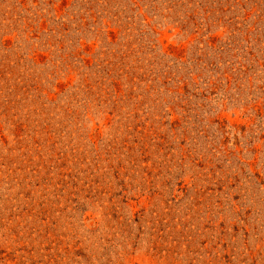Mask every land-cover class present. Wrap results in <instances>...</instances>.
Returning a JSON list of instances; mask_svg holds the SVG:
<instances>
[{
  "label": "rangeland",
  "instance_id": "1",
  "mask_svg": "<svg viewBox=\"0 0 264 264\" xmlns=\"http://www.w3.org/2000/svg\"><path fill=\"white\" fill-rule=\"evenodd\" d=\"M0 264H264V0H0Z\"/></svg>",
  "mask_w": 264,
  "mask_h": 264
}]
</instances>
